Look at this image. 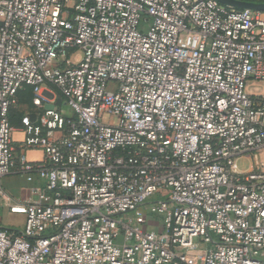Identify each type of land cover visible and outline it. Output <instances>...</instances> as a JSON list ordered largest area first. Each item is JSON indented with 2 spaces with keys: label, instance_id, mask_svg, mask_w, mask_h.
Listing matches in <instances>:
<instances>
[{
  "label": "built area",
  "instance_id": "2783aa9c",
  "mask_svg": "<svg viewBox=\"0 0 264 264\" xmlns=\"http://www.w3.org/2000/svg\"><path fill=\"white\" fill-rule=\"evenodd\" d=\"M27 88L21 148L44 158L21 155L40 181L15 201ZM0 200L25 215L0 226V264H264V12L0 0Z\"/></svg>",
  "mask_w": 264,
  "mask_h": 264
},
{
  "label": "crops",
  "instance_id": "0c3cea01",
  "mask_svg": "<svg viewBox=\"0 0 264 264\" xmlns=\"http://www.w3.org/2000/svg\"><path fill=\"white\" fill-rule=\"evenodd\" d=\"M240 1H252L258 3H264V0H240ZM264 12V11H263ZM18 103L12 107L10 111V119L16 130L14 132V146H15V158L12 173L3 179V186L6 189L9 196L15 201L28 199L32 196L31 188L35 185H39V178L36 177L33 181H28L27 176L21 172L20 157L23 153H26L29 160L41 161L44 158V151L39 148L28 149L24 152L21 148L22 143L26 139V133L22 126L23 118L27 115H33L34 108L32 103V91L31 89H24L19 93ZM61 107L64 104L61 101L58 102ZM9 210V207L3 205L0 200V226H3V220L9 215H13Z\"/></svg>",
  "mask_w": 264,
  "mask_h": 264
},
{
  "label": "rangeland",
  "instance_id": "374dc122",
  "mask_svg": "<svg viewBox=\"0 0 264 264\" xmlns=\"http://www.w3.org/2000/svg\"><path fill=\"white\" fill-rule=\"evenodd\" d=\"M109 118H106V121H108ZM242 165H246L244 167H252V160L251 159H241L239 160ZM151 219L156 218L159 220H162L159 215H149ZM25 223V215L23 214H13L5 217L3 220V226L7 228H21L24 226Z\"/></svg>",
  "mask_w": 264,
  "mask_h": 264
},
{
  "label": "water",
  "instance_id": "95a60500",
  "mask_svg": "<svg viewBox=\"0 0 264 264\" xmlns=\"http://www.w3.org/2000/svg\"><path fill=\"white\" fill-rule=\"evenodd\" d=\"M222 4L229 5L235 8H251L254 10L264 11V3L240 0H219Z\"/></svg>",
  "mask_w": 264,
  "mask_h": 264
},
{
  "label": "trees",
  "instance_id": "16d2710c",
  "mask_svg": "<svg viewBox=\"0 0 264 264\" xmlns=\"http://www.w3.org/2000/svg\"><path fill=\"white\" fill-rule=\"evenodd\" d=\"M27 89H29V88H27ZM30 90V89H29ZM12 109V108H11ZM11 111V110H10Z\"/></svg>",
  "mask_w": 264,
  "mask_h": 264
}]
</instances>
